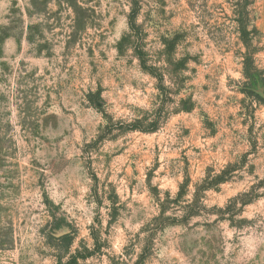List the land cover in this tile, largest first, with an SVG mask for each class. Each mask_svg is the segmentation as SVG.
Returning <instances> with one entry per match:
<instances>
[{"label":"rangeland","instance_id":"rangeland-1","mask_svg":"<svg viewBox=\"0 0 264 264\" xmlns=\"http://www.w3.org/2000/svg\"><path fill=\"white\" fill-rule=\"evenodd\" d=\"M0 264H264V0H0Z\"/></svg>","mask_w":264,"mask_h":264}]
</instances>
